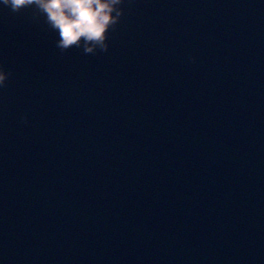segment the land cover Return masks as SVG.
<instances>
[{
	"label": "water",
	"instance_id": "obj_1",
	"mask_svg": "<svg viewBox=\"0 0 264 264\" xmlns=\"http://www.w3.org/2000/svg\"><path fill=\"white\" fill-rule=\"evenodd\" d=\"M0 264H264V0H165L1 144Z\"/></svg>",
	"mask_w": 264,
	"mask_h": 264
},
{
	"label": "clouds",
	"instance_id": "obj_2",
	"mask_svg": "<svg viewBox=\"0 0 264 264\" xmlns=\"http://www.w3.org/2000/svg\"><path fill=\"white\" fill-rule=\"evenodd\" d=\"M2 3L14 12L35 5L58 32V48L67 51L73 46H83L86 54L93 53L96 46L108 50L105 41L109 29L122 14L116 8L121 0H2ZM9 75L0 70V86H6Z\"/></svg>",
	"mask_w": 264,
	"mask_h": 264
}]
</instances>
